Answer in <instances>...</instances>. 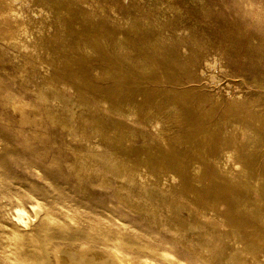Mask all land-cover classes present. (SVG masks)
Segmentation results:
<instances>
[{
    "label": "rangeland",
    "instance_id": "1",
    "mask_svg": "<svg viewBox=\"0 0 264 264\" xmlns=\"http://www.w3.org/2000/svg\"><path fill=\"white\" fill-rule=\"evenodd\" d=\"M88 241L264 264V0H0V264Z\"/></svg>",
    "mask_w": 264,
    "mask_h": 264
},
{
    "label": "bare ground",
    "instance_id": "2",
    "mask_svg": "<svg viewBox=\"0 0 264 264\" xmlns=\"http://www.w3.org/2000/svg\"><path fill=\"white\" fill-rule=\"evenodd\" d=\"M35 207V206H34ZM33 208V207H32ZM37 209V208H36ZM34 210V209H33ZM39 209H37V210H35V212L38 214L39 213V211H38ZM17 213H16V217H17V221L18 222H21V224L23 223L25 226H29L30 225V223H29V221H28V217H27V214L25 213V211H23V210H17L16 211ZM27 218V219H26ZM25 220H27L28 221V223L25 221ZM57 237V236H56ZM77 238V237H76ZM74 239V238H73ZM48 240V242L49 241H51V240H53V238H48L47 239ZM46 240V241H47ZM70 240V239H69ZM77 240V239H76ZM80 240H81V238H80ZM83 240V239H82ZM83 242V241H82ZM59 243V242H58ZM77 243V242H76ZM90 243H92L91 241H88L85 245H83V247L81 248V250H82V254H80L81 256L79 257L78 255H77V257H76V255H74V257L73 258H75L74 260L72 259V258H70V259H72L73 261H71L69 258V260L71 261V262H73V264H137L138 262H133V261H130V260H127V259H124V258H122V257H120V256H118V254H117V256H114V255H112V254H109L108 252H104V255H101V254H90L89 253V251H87V250H89V244ZM46 245V244H45ZM78 245V244H77ZM94 245H95V242H94ZM66 246V245H65ZM64 246V247H65ZM69 246V245H68ZM84 246H86V248H84ZM61 247V246H60ZM92 247V246H91ZM94 247V246H93ZM92 247V248H93ZM70 248V247H69ZM97 248V247H96ZM123 248V247H122ZM55 249V248H54ZM76 249V248H75ZM98 249V248H97ZM114 249H116V248H114ZM118 249H120L119 251L120 252H124L125 251V249L123 250V249H121V248H118ZM118 249H116V250H118ZM71 250V249H70ZM103 250V249H102ZM102 250L101 251H99V249H98V251L99 252H102ZM57 251V250H56ZM67 251H68V249H67ZM72 251V250H71ZM93 251V250H92ZM95 251V250H94ZM88 252V254L89 255H86V254H84V253H87ZM98 252V253H99ZM112 253V252H111ZM50 254H53V250H49V249H46V246H45V258H44V261L42 260V262H40V264H54L55 262H54V258L52 259L51 258V256H50ZM64 254V253H63ZM62 253H61V255L62 256H64ZM73 254V253H72ZM71 254V255H72ZM68 255V254H67ZM70 255V254H69ZM61 256V257H62ZM73 256V255H72ZM65 257L66 256H64L63 258L65 259ZM58 258V257H57ZM60 258V257H59ZM63 259V260H64ZM67 259V260H68ZM66 260V259H65ZM67 260H66V262H67ZM58 261V260H57ZM60 261V260H59ZM70 261L69 262H65L66 264H71L70 263ZM57 263V262H56ZM64 262H63V264H65ZM60 264V263H59ZM145 264H156V263H153V262H146Z\"/></svg>",
    "mask_w": 264,
    "mask_h": 264
}]
</instances>
